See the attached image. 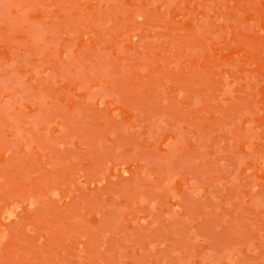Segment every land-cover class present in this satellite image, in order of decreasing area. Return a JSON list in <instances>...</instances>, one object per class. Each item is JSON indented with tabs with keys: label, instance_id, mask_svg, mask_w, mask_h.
I'll return each mask as SVG.
<instances>
[{
	"label": "rangeland",
	"instance_id": "374dc122",
	"mask_svg": "<svg viewBox=\"0 0 264 264\" xmlns=\"http://www.w3.org/2000/svg\"><path fill=\"white\" fill-rule=\"evenodd\" d=\"M0 264H264V0H0Z\"/></svg>",
	"mask_w": 264,
	"mask_h": 264
}]
</instances>
